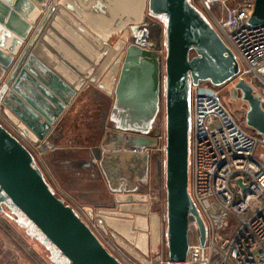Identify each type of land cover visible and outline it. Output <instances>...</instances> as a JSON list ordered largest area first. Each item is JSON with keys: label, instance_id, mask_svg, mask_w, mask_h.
Segmentation results:
<instances>
[{"label": "water", "instance_id": "95a60500", "mask_svg": "<svg viewBox=\"0 0 264 264\" xmlns=\"http://www.w3.org/2000/svg\"><path fill=\"white\" fill-rule=\"evenodd\" d=\"M43 3L0 0V66L8 70L0 105L48 152L56 148L50 133L85 87L114 97L99 148L91 154L95 161L87 164L98 168L110 200L82 211L139 263L148 264L150 254L160 262L163 219L155 208L162 203L164 183L167 264H184L190 222L197 221L203 246L207 237L190 193V87L229 83L239 73L235 54L188 0ZM248 23L264 26V0H256ZM238 96L249 107L247 126L264 136V100L244 81L232 89L233 99ZM4 206L25 216L40 241L68 264H123L56 196L32 153L0 124V212Z\"/></svg>", "mask_w": 264, "mask_h": 264}, {"label": "built area", "instance_id": "2783aa9c", "mask_svg": "<svg viewBox=\"0 0 264 264\" xmlns=\"http://www.w3.org/2000/svg\"><path fill=\"white\" fill-rule=\"evenodd\" d=\"M188 1L235 54L239 73L229 82L232 88L241 81L252 87L255 82L264 100V26L248 23L256 0ZM0 72L1 91L8 70L0 66ZM190 107V193L207 237L203 246L197 221L190 222L184 264H264V136L243 130L220 87L208 81L191 85ZM4 114L0 105V124L5 128L9 123L30 141ZM29 143L44 154L40 143Z\"/></svg>", "mask_w": 264, "mask_h": 264}, {"label": "rangeland", "instance_id": "374dc122", "mask_svg": "<svg viewBox=\"0 0 264 264\" xmlns=\"http://www.w3.org/2000/svg\"><path fill=\"white\" fill-rule=\"evenodd\" d=\"M47 1L49 2L50 0H44L43 5L47 4ZM162 48H164V46H162ZM252 85L258 92L259 85L255 82ZM232 89L233 88L231 83L220 86L221 97L226 103L227 107L233 113L234 117L239 122L242 129L248 132L249 127L246 123V113L249 109L248 104L243 102L240 96H238L237 100H234L232 97ZM4 115L12 124H14L6 114ZM4 126L11 132L13 131V135L18 140H20L21 143L35 156L38 167L42 170L46 181L51 186L56 196L62 199L67 205L71 206L78 212L80 217L94 229V232L106 246L109 252H111L123 264H141L130 255H128L124 250L119 248L110 237L106 236L99 229L98 225H96L86 217V215L82 211V208L84 206L95 207L96 205H91L87 200L84 201L82 199H79L75 194L71 192V189H69V187L66 185L65 178L56 174L57 171L54 170V166L52 165L49 155L39 153L38 149L36 148L33 149L29 142L31 141L32 144H34L35 142L20 137L19 133L14 131L9 123ZM165 133L166 132L164 124L163 130L161 129L160 131V136L163 135V137H166ZM160 141L163 143V145L165 144L164 140ZM96 190L101 191V189ZM109 200L110 194L107 195L103 194L102 192V195L96 201L99 202V205H107L109 203ZM166 209V191L163 183L162 203L160 205H156L155 208L156 211L160 212L163 219L162 244L159 255L161 257V261L157 262L155 258H152L150 256V254L149 257L146 258L148 264H165L168 259V248L166 244ZM93 224H95L96 228H94ZM39 237L40 234L25 216L21 214L19 215L14 211H11L7 207H4V210L0 212V264H68V262L65 260L61 261L58 255L54 258V255L52 254L50 249L43 245Z\"/></svg>", "mask_w": 264, "mask_h": 264}, {"label": "crops", "instance_id": "0c3cea01", "mask_svg": "<svg viewBox=\"0 0 264 264\" xmlns=\"http://www.w3.org/2000/svg\"><path fill=\"white\" fill-rule=\"evenodd\" d=\"M42 5V7H44ZM165 48L162 49V94L161 129L166 121V69ZM1 76V72H0ZM114 97L95 86L85 87L67 108L49 138L56 148L48 154L56 174L65 178L66 185L79 199L87 200L91 205H99L96 200L103 194L109 195L106 183L98 168L88 167L92 151L98 149L104 135L103 121L108 116ZM94 160V159H93ZM95 161V160H94ZM96 189H101L97 191ZM96 190V191H94ZM97 202V204H96ZM44 245V244H43ZM57 257L49 245H44ZM61 260V259H60ZM62 261V260H61Z\"/></svg>", "mask_w": 264, "mask_h": 264}, {"label": "trees", "instance_id": "16d2710c", "mask_svg": "<svg viewBox=\"0 0 264 264\" xmlns=\"http://www.w3.org/2000/svg\"><path fill=\"white\" fill-rule=\"evenodd\" d=\"M248 130H249V132L250 133H253V134H255V135H258L257 133H256V131H254L253 129H251V128H248ZM34 226V225H33ZM35 227V226H34ZM191 227V226H190ZM36 228V227H35ZM37 230V229H36ZM38 231V230H37ZM38 233H39V231H38ZM40 234V233H39ZM61 260H65V259H62V258H60ZM66 261V260H65Z\"/></svg>", "mask_w": 264, "mask_h": 264}, {"label": "flooded vegetation", "instance_id": "af4514ba", "mask_svg": "<svg viewBox=\"0 0 264 264\" xmlns=\"http://www.w3.org/2000/svg\"><path fill=\"white\" fill-rule=\"evenodd\" d=\"M4 207H6V206H4Z\"/></svg>", "mask_w": 264, "mask_h": 264}]
</instances>
